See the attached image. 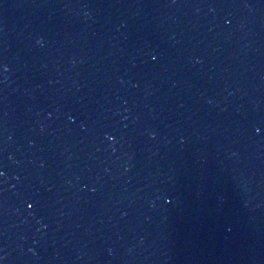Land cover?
<instances>
[{"label": "water", "instance_id": "water-1", "mask_svg": "<svg viewBox=\"0 0 264 264\" xmlns=\"http://www.w3.org/2000/svg\"><path fill=\"white\" fill-rule=\"evenodd\" d=\"M0 264H264V0H0Z\"/></svg>", "mask_w": 264, "mask_h": 264}]
</instances>
